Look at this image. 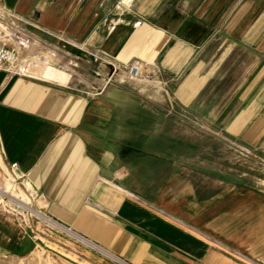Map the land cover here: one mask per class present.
<instances>
[{"label":"crops","instance_id":"crops-1","mask_svg":"<svg viewBox=\"0 0 264 264\" xmlns=\"http://www.w3.org/2000/svg\"><path fill=\"white\" fill-rule=\"evenodd\" d=\"M0 1L70 72H0V167L16 165L36 207L86 242L67 235L87 264H264V191L217 166L219 131L247 168L264 139V0ZM92 53L141 62L152 85L77 92L69 77L109 72ZM233 73L220 107L214 85ZM188 121L210 136L188 140ZM31 243L0 215V253Z\"/></svg>","mask_w":264,"mask_h":264},{"label":"rangeland","instance_id":"rangeland-1","mask_svg":"<svg viewBox=\"0 0 264 264\" xmlns=\"http://www.w3.org/2000/svg\"><path fill=\"white\" fill-rule=\"evenodd\" d=\"M47 57V56H46ZM48 59V57H47ZM34 73L39 74L42 78L53 80L57 82H64L66 80V73L69 75V71L62 64L53 65L50 60H48V64L44 63L41 67H37L33 70ZM69 77V76H68ZM74 83L80 85L79 87H74V89L78 91H85V87H90V81L83 82L78 81L75 76L69 77ZM237 75L232 74L227 76V79L224 82L216 83L214 86L218 89L219 97L216 102L222 107L223 104L228 100L226 94L230 92V89L233 88L237 84ZM143 84H151L150 82H143ZM152 85V84H151ZM173 105V104H172ZM172 113V109H170ZM185 117V116H183ZM188 119V118H187ZM186 132L187 139L192 140L203 136L206 133L207 136H210V132L205 130H199L196 128L194 124H191L189 121L187 122ZM216 133V131H212ZM256 134L254 133L255 136ZM212 136V135H211ZM205 137V136H204ZM218 138L219 142V163L217 164L220 171L226 170H234L236 173L240 175L244 170L249 176H245L244 180H247L253 188L264 191V139L262 143L251 147L252 157L250 159V167L247 168L248 164L242 161L241 153L242 146H225L223 139H228L225 131H219ZM214 148V147H213ZM209 149V147H207ZM254 155V157H253ZM227 157V158H226ZM238 157L239 160H238ZM241 172V173H240ZM242 176V175H241ZM5 178V177H4ZM242 180V178L240 179ZM11 182L8 179H0V192L6 191L5 196H0V215L11 220L22 232L29 236L31 243V250L29 253L25 255H5L0 253V264H87L85 262L84 249L75 242L67 241L68 237L66 234L57 233L53 227L48 226L47 224L39 223L35 220L27 223L24 228H20L13 217L4 212L10 211L9 209H13L11 203L8 202V197L23 199L24 195L19 188H14L17 184L10 186ZM2 206V208H1ZM9 208V209H8ZM11 212V211H10ZM18 212H21L18 210Z\"/></svg>","mask_w":264,"mask_h":264},{"label":"built area","instance_id":"built-area-1","mask_svg":"<svg viewBox=\"0 0 264 264\" xmlns=\"http://www.w3.org/2000/svg\"><path fill=\"white\" fill-rule=\"evenodd\" d=\"M24 25L25 21L16 13L5 9L0 1V72L5 73L8 79L13 77L36 79L39 74L34 73L33 70L39 66L41 67L44 63L48 64L45 54L46 48L38 44L31 35L25 32ZM89 56L96 63L105 64L109 68V72L93 71L90 87H85V91H78L87 97H98L113 85L123 83L143 84V82H146L142 77L143 65L137 60L125 66H117L98 54L92 53ZM2 158L3 153L0 148V161H2ZM0 169L2 172L1 179H8L12 187L17 184L12 189L19 190L20 188L24 195L23 199L7 198L13 207V209L8 208L11 212L5 211L1 206L4 212L13 217L20 228L23 229V226L35 220L53 227L57 233L69 235L60 229L63 228L72 234L69 229L58 225L36 207L35 193L27 187L23 176L17 173L16 165L11 164L7 168L0 167ZM0 196L6 197L5 193L0 194ZM18 210L21 212H18Z\"/></svg>","mask_w":264,"mask_h":264},{"label":"bare ground","instance_id":"bare-ground-1","mask_svg":"<svg viewBox=\"0 0 264 264\" xmlns=\"http://www.w3.org/2000/svg\"><path fill=\"white\" fill-rule=\"evenodd\" d=\"M4 193H5V191L0 192L1 195L4 194ZM52 225H54V224H52ZM60 229H62L63 232H66L67 234H69L71 237L75 238V240L77 239L79 242L86 243L85 241H83L82 239H80L78 236L72 235V234L68 233V231L64 230L63 228H60Z\"/></svg>","mask_w":264,"mask_h":264}]
</instances>
